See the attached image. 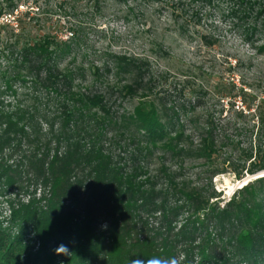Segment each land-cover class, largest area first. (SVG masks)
<instances>
[{
	"label": "trees",
	"instance_id": "16d2710c",
	"mask_svg": "<svg viewBox=\"0 0 264 264\" xmlns=\"http://www.w3.org/2000/svg\"><path fill=\"white\" fill-rule=\"evenodd\" d=\"M2 3L0 18L10 16L16 6ZM249 4V11L259 6L255 17L264 14V0ZM70 48L46 36L22 44L11 61L46 94V113L35 107L6 112L0 93V187L24 177L31 189L25 200L7 202L0 264H146L154 257L163 264L168 258L180 264H264V178L239 189L223 206L211 202L213 191L206 196L176 184L167 170V189L157 191L146 165L155 151L210 162L227 139L206 123L197 128L196 144L190 143L174 108L142 103L131 114L113 112L109 93L119 99L137 95L145 70L133 60L115 59V75L132 73L133 84L117 80L93 88L103 81L101 70L94 69V85L81 88L73 84L74 72L57 66ZM0 78L10 87L13 78L5 73ZM109 133L120 139L110 142ZM16 154L19 160L9 164L6 158ZM261 170L264 156L245 169L249 175ZM60 245L70 254L64 249L58 254Z\"/></svg>",
	"mask_w": 264,
	"mask_h": 264
},
{
	"label": "rangeland",
	"instance_id": "374dc122",
	"mask_svg": "<svg viewBox=\"0 0 264 264\" xmlns=\"http://www.w3.org/2000/svg\"><path fill=\"white\" fill-rule=\"evenodd\" d=\"M10 1L16 9L0 18V77L5 73L13 78L10 87L0 78L2 110L35 107L46 113V94L33 86L26 70L12 68L11 61L22 44L53 36L71 45L57 58V66L75 73V86L91 88L94 69L101 70L103 81L93 88L117 80L133 84L132 73L115 75V59L133 60L145 70L137 95L119 99L116 92L109 93L113 112L131 114L142 103L158 110L174 108L190 143L196 144L197 128L206 123L227 139L210 162L192 155L172 159L155 151L146 165L157 191L167 189V170L176 184L205 195L213 191L211 202L223 206L239 189L264 178V170L251 175L245 171L264 156V14L255 17L258 5L247 9L258 0ZM4 6L0 0V8ZM17 73L24 78L16 80ZM42 119L38 124L45 130ZM107 138L114 144L120 139L113 133ZM20 157L6 161L11 164ZM30 193L24 177L0 187L3 225L9 218L7 202L23 201Z\"/></svg>",
	"mask_w": 264,
	"mask_h": 264
},
{
	"label": "clouds",
	"instance_id": "9594fccd",
	"mask_svg": "<svg viewBox=\"0 0 264 264\" xmlns=\"http://www.w3.org/2000/svg\"><path fill=\"white\" fill-rule=\"evenodd\" d=\"M60 249H64V254H70L67 252V248L65 245H60L57 252L59 254ZM146 264H163V261L159 257H154L152 260H145ZM167 264H180V262L176 258H168Z\"/></svg>",
	"mask_w": 264,
	"mask_h": 264
}]
</instances>
